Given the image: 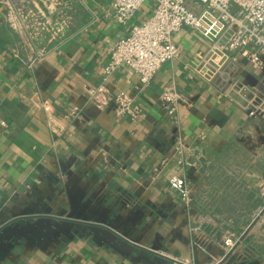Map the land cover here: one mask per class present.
I'll use <instances>...</instances> for the list:
<instances>
[{
    "label": "crops",
    "instance_id": "0c3cea01",
    "mask_svg": "<svg viewBox=\"0 0 264 264\" xmlns=\"http://www.w3.org/2000/svg\"><path fill=\"white\" fill-rule=\"evenodd\" d=\"M2 1L0 264H264L258 73L240 60L229 82L201 79L189 63L207 45L184 26L173 36L181 56L149 84L125 67L108 77L112 93L133 98L136 115L118 116L87 88L104 81L112 48L152 15L153 0L127 24L112 0H69L71 23L56 41L42 40L35 62L13 55L24 35ZM166 84L188 98L174 117L160 101ZM172 176L188 182L189 202ZM218 226L252 230L225 256Z\"/></svg>",
    "mask_w": 264,
    "mask_h": 264
},
{
    "label": "built area",
    "instance_id": "2783aa9c",
    "mask_svg": "<svg viewBox=\"0 0 264 264\" xmlns=\"http://www.w3.org/2000/svg\"><path fill=\"white\" fill-rule=\"evenodd\" d=\"M41 5L32 8L33 0H3L9 25L24 35L22 48H13L15 57L23 59L22 50L32 61L41 60L45 53L39 48L42 40L54 42L72 21L69 0H37ZM154 11L141 24L131 27L129 34L112 48L104 67V81L87 88L89 98L100 107L114 105L118 116H135L133 98L125 92L112 93L106 84L108 77L120 67L138 75L149 84L167 61L179 58L182 48L173 38L184 26L189 27L207 45L189 66L206 81L229 82L236 64L244 60L264 81V0H153ZM146 0H112L113 16L127 24ZM235 81L229 87L235 86ZM247 89L241 86L238 92ZM188 98L174 84H166L160 101L172 117L179 105ZM255 108V107H254ZM249 114L253 115L255 109ZM181 163L190 164L186 160ZM172 189L190 201L191 191L185 178L172 176ZM264 193V186L262 187ZM258 224L264 225V207L257 214ZM252 230L247 227L238 235L230 226L222 234L225 256L241 246Z\"/></svg>",
    "mask_w": 264,
    "mask_h": 264
},
{
    "label": "rangeland",
    "instance_id": "374dc122",
    "mask_svg": "<svg viewBox=\"0 0 264 264\" xmlns=\"http://www.w3.org/2000/svg\"><path fill=\"white\" fill-rule=\"evenodd\" d=\"M227 229L226 226H218L215 229H213V233H215V237H219L221 234H223V232ZM232 229H236V228H232ZM238 234V233H237Z\"/></svg>",
    "mask_w": 264,
    "mask_h": 264
}]
</instances>
